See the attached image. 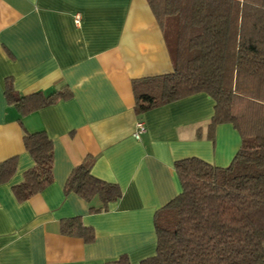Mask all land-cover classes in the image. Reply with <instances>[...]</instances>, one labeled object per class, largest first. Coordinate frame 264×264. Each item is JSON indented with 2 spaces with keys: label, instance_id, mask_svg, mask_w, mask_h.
I'll list each match as a JSON object with an SVG mask.
<instances>
[{
  "label": "crops",
  "instance_id": "obj_1",
  "mask_svg": "<svg viewBox=\"0 0 264 264\" xmlns=\"http://www.w3.org/2000/svg\"><path fill=\"white\" fill-rule=\"evenodd\" d=\"M170 71L164 26L147 0H0V162L16 158L0 182V264H105L121 254L138 264L154 254V213L180 191L174 161L226 166L241 143L231 123L207 136L214 102L205 92L137 116L132 80ZM7 82L22 95L63 86L70 95L20 115L5 97ZM137 119L145 130L135 138ZM24 130L50 137L53 178L19 201L11 187L33 164ZM86 156L95 176L120 187L105 210L90 209L97 198L64 192ZM71 216L93 228L92 241L61 232Z\"/></svg>",
  "mask_w": 264,
  "mask_h": 264
},
{
  "label": "trees",
  "instance_id": "obj_2",
  "mask_svg": "<svg viewBox=\"0 0 264 264\" xmlns=\"http://www.w3.org/2000/svg\"><path fill=\"white\" fill-rule=\"evenodd\" d=\"M164 26L172 71L132 80L134 110L145 111L197 92L214 102L206 134L231 123L241 143L230 163L213 165L197 156L174 161L180 191L153 216L155 252L138 264H264V0H147ZM7 101L20 115L68 97L63 86L48 93L15 92L9 82ZM22 141L33 164L12 185L16 199L41 191L53 178V148L44 130H24ZM86 156L68 175L64 192L105 210L121 196L117 183L91 172ZM16 158L0 162V182L15 171ZM62 233L85 242L94 230L79 216L60 221ZM105 264H130L119 257Z\"/></svg>",
  "mask_w": 264,
  "mask_h": 264
},
{
  "label": "built area",
  "instance_id": "obj_3",
  "mask_svg": "<svg viewBox=\"0 0 264 264\" xmlns=\"http://www.w3.org/2000/svg\"><path fill=\"white\" fill-rule=\"evenodd\" d=\"M73 20H74L75 24H79V22H80V14L76 13L74 15V17H73ZM144 130H145L144 122L141 119H137V121L135 122V129H134V132H133V136L135 138H138L139 134L141 132H143Z\"/></svg>",
  "mask_w": 264,
  "mask_h": 264
}]
</instances>
